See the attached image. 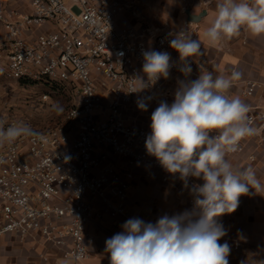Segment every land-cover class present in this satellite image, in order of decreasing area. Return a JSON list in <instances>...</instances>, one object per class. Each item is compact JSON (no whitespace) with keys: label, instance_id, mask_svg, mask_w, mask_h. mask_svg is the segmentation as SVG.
Listing matches in <instances>:
<instances>
[{"label":"built area","instance_id":"obj_1","mask_svg":"<svg viewBox=\"0 0 264 264\" xmlns=\"http://www.w3.org/2000/svg\"><path fill=\"white\" fill-rule=\"evenodd\" d=\"M135 8V0L0 1V74L48 83L45 101L65 91L76 98L62 125L0 146V238L37 234L63 246L66 257L82 261L94 240L91 222L105 215L131 219L127 200L137 170L162 182L180 179L148 154L145 140L152 112L160 102L174 101L178 81L195 80L201 68L208 70L206 54L194 56L186 78L179 54L170 47L182 31L200 39L199 23L186 18L176 30L146 22L121 25V14ZM149 50L170 54L169 77L140 89L137 79L147 82L143 52ZM236 87L238 81L227 95L243 101L255 95L259 83L244 80L238 93ZM247 105L254 127L257 106ZM2 124L20 123L9 118ZM248 138L229 155L244 153ZM249 158L254 160L256 152ZM197 184L203 180L188 178L191 189ZM188 208H193L192 191ZM225 242L232 250L242 248L240 241Z\"/></svg>","mask_w":264,"mask_h":264},{"label":"clouds","instance_id":"obj_2","mask_svg":"<svg viewBox=\"0 0 264 264\" xmlns=\"http://www.w3.org/2000/svg\"><path fill=\"white\" fill-rule=\"evenodd\" d=\"M199 19L194 16L193 22ZM245 29L253 36H264V0H222L204 36L217 43ZM170 47L179 54V70L187 78L192 72L189 58L201 54V41L182 31L170 41ZM143 57L147 82L138 78L140 89L169 77L168 52L149 50ZM242 75L238 70L228 76L214 75L201 68L197 79L178 81L170 105L162 101L152 112L151 133L145 140L148 154L168 173L179 174L185 184L189 177L202 179L203 184L191 190V210L164 215L154 224L138 218L125 221L123 231L105 241L110 264H229L230 246L219 243L226 235L219 218L235 212L239 198L250 189L264 191L251 167L234 169L226 159L238 150L242 139L256 132L248 121L249 106L238 96L227 95ZM138 106L147 110L143 103ZM38 135L28 124L4 127L0 123V146Z\"/></svg>","mask_w":264,"mask_h":264},{"label":"crops","instance_id":"obj_3","mask_svg":"<svg viewBox=\"0 0 264 264\" xmlns=\"http://www.w3.org/2000/svg\"><path fill=\"white\" fill-rule=\"evenodd\" d=\"M205 1L206 6L203 8L192 7L189 10L194 14L204 12L198 23L208 70L214 75L225 76L230 75L233 70L242 72L235 89L237 93L244 80L254 79L259 83L255 95L243 99L246 104L257 106L259 117L254 126L256 132L249 138L244 153L228 154L226 159L234 169L251 167L257 179L264 185V36H253L245 29L232 39L211 43L204 36V32L214 21L216 5L222 0ZM121 20L122 16L120 24L124 25ZM254 146L257 160L250 162L245 157ZM143 177L146 176L137 170L129 191L127 203L131 210V219L138 218L145 223L154 224L164 215L173 216L189 210L188 196L192 189L184 181L177 179L162 182L159 176L149 178V181H140ZM127 220L129 218L124 216L113 218L105 215L103 220L91 222L88 232L94 240L88 244V257L78 262L64 255L63 246L40 235L19 239L12 234H6L0 238V264H110L105 241L123 231L122 225ZM219 222L226 230L224 237H237L243 241L240 250L230 249L229 264H264V191L256 193L254 189H250L248 195L239 198L237 210L220 217Z\"/></svg>","mask_w":264,"mask_h":264},{"label":"rangeland","instance_id":"obj_4","mask_svg":"<svg viewBox=\"0 0 264 264\" xmlns=\"http://www.w3.org/2000/svg\"><path fill=\"white\" fill-rule=\"evenodd\" d=\"M135 2L134 12L127 11L121 14L124 25L131 21L146 22L151 26L169 30H176L179 27L187 18L188 9L192 7L201 9L206 6L205 0H135ZM199 40L201 41V36ZM201 54H206L203 52L202 43ZM49 90L46 82H26L0 74V123L3 119L14 118L19 123L30 125L35 131H48L62 125L66 120L67 111L76 98L70 91H65L52 93L51 97L45 101L42 95ZM262 124H264V118ZM255 149L256 146L251 152H256ZM249 154L245 157L246 160L250 162L257 160V156L251 160ZM149 180L146 177L140 179V181ZM225 240L240 241L243 247V241L237 237H224L219 243L222 244Z\"/></svg>","mask_w":264,"mask_h":264},{"label":"water","instance_id":"obj_5","mask_svg":"<svg viewBox=\"0 0 264 264\" xmlns=\"http://www.w3.org/2000/svg\"><path fill=\"white\" fill-rule=\"evenodd\" d=\"M187 13H188V19L191 20V21H193V17L194 16H197V17H199L201 19L203 14H204V12H201V13H198V14H194L189 9H188ZM200 19H199V21H200Z\"/></svg>","mask_w":264,"mask_h":264}]
</instances>
